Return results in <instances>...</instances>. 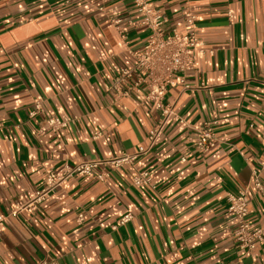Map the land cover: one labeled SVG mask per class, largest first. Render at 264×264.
I'll return each instance as SVG.
<instances>
[{"label": "crops", "instance_id": "crops-1", "mask_svg": "<svg viewBox=\"0 0 264 264\" xmlns=\"http://www.w3.org/2000/svg\"><path fill=\"white\" fill-rule=\"evenodd\" d=\"M151 1L168 19L166 32H185L189 8L214 49L197 55L195 87H169L166 100L195 126L215 121L216 147L197 151L170 121L133 163L101 167L105 181L71 178L34 211L10 216L0 264H264V242L247 251L234 240L227 199L264 163V0ZM141 19L133 0H0L1 215L29 200L47 169L148 146L159 109L111 87L149 36ZM35 99L44 111L29 118ZM50 116L72 121L55 133ZM139 171L150 172L152 186L133 183ZM249 198L252 227H264V194L251 186ZM129 212L134 218L118 225Z\"/></svg>", "mask_w": 264, "mask_h": 264}, {"label": "built area", "instance_id": "built-area-1", "mask_svg": "<svg viewBox=\"0 0 264 264\" xmlns=\"http://www.w3.org/2000/svg\"><path fill=\"white\" fill-rule=\"evenodd\" d=\"M133 3L142 17L141 24L149 30V36L141 50L130 51L135 58V63L130 67L121 68L111 87L123 96L130 92L141 94L143 104L152 102L159 109V119L148 134V146L141 147L139 152L133 155L124 154L119 157L86 160L76 164L67 162L58 169H47L43 175V186L36 190L29 200L18 203L7 215L0 214V232L6 229L10 216H16L24 210L34 211L69 179L88 176L105 181L109 172H100L101 167L119 168L125 164L133 163L139 155L155 146L170 121H176L186 128V139L197 151L207 153L216 147L218 138L213 126L215 121H205L203 125L195 126L176 111L175 103L166 100L169 87L181 85L182 90L194 88L195 85L190 83L189 78L191 73L198 74L199 72L196 65L197 55L213 54L214 52V49L207 47L199 35L198 16L187 8L184 14L185 32H166L164 26L168 19L161 9L152 5L151 0H133ZM100 9L103 10V7ZM111 21L125 38L122 20L112 18ZM128 81L131 83L129 84ZM123 85L127 87V90L122 89ZM43 111V103L35 99L29 111V118H35ZM71 121L69 117L50 116L45 119V124L48 129L57 133L67 127ZM44 133L45 129L43 128L38 132L39 135ZM100 136L101 133L97 131L95 137ZM182 160L186 161V158L183 157ZM263 170L264 163L259 169L253 171L252 181L248 186L237 193L229 192L227 195L228 210L237 221L233 238L241 249L247 251H253L260 243L264 242V227L253 228L248 219L249 188L254 186L264 194V185L261 179ZM133 183L136 186H152L153 178L149 171H139L134 175ZM133 218L132 213H126L118 225H125ZM84 220L85 214L80 213L77 221L82 223ZM42 264L55 263L45 261Z\"/></svg>", "mask_w": 264, "mask_h": 264}]
</instances>
